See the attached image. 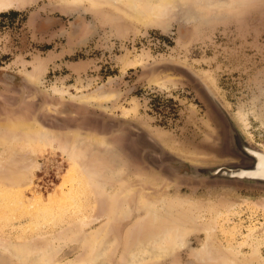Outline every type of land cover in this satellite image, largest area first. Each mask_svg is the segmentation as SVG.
I'll return each mask as SVG.
<instances>
[{
  "label": "rangeland",
  "instance_id": "rangeland-1",
  "mask_svg": "<svg viewBox=\"0 0 264 264\" xmlns=\"http://www.w3.org/2000/svg\"><path fill=\"white\" fill-rule=\"evenodd\" d=\"M114 1L4 0L0 257L264 264V191L182 182L132 147L139 136L158 149L136 122L186 166L234 160L219 154L225 126L188 67L264 153V0ZM131 1L157 12L155 26L121 11Z\"/></svg>",
  "mask_w": 264,
  "mask_h": 264
},
{
  "label": "water",
  "instance_id": "water-1",
  "mask_svg": "<svg viewBox=\"0 0 264 264\" xmlns=\"http://www.w3.org/2000/svg\"><path fill=\"white\" fill-rule=\"evenodd\" d=\"M180 70L184 71L187 76L197 85V87L202 91L204 96L209 100L212 107L216 111L217 115L225 126L226 131L225 140L219 150V154L221 156L230 157L234 160L210 165L189 164V166H186L183 162L176 161L173 158L165 156L164 154L166 153V149L164 144L162 146L160 144V140L151 132H149L145 127L136 122H132L137 125L158 146V149L154 148L145 140V138L139 136L136 137L133 140L132 147L137 148V152L140 154L141 160L148 166L156 168L159 172L174 176L182 182H188L193 184H233L248 187L254 190L264 191V185L258 182L249 181L245 179H237L236 177L228 178L226 176H221L223 174L218 176H211L209 174L211 171L217 169H219L220 171H231L240 170L242 168H251L256 162L253 160V158L248 157L246 154L238 151L237 148H235L232 136V128L236 130L235 123L233 120L234 118L232 119V114L226 109V106L223 104V102L222 104L219 103V105H216L215 101L207 95V93L204 91V83L201 81L200 76L196 73L194 69L188 67H181ZM66 108L69 110H66ZM61 112H63L64 114H75L79 116V114L72 110V108H70V105L67 103H64L62 105ZM91 117L96 119L103 118V116L97 115H91ZM252 145L255 148L253 150H257L258 152L259 150H261L254 144ZM150 153L155 154L157 158L151 157ZM171 162L174 166H176L175 170L172 169L171 166H167L168 163ZM195 168L204 169L208 172L196 175L194 173Z\"/></svg>",
  "mask_w": 264,
  "mask_h": 264
},
{
  "label": "bare ground",
  "instance_id": "bare-ground-1",
  "mask_svg": "<svg viewBox=\"0 0 264 264\" xmlns=\"http://www.w3.org/2000/svg\"><path fill=\"white\" fill-rule=\"evenodd\" d=\"M115 3L117 2L116 0L114 1ZM125 2V1H124ZM123 2V3H124ZM11 3V2H10ZM10 3H6L4 2V0H0V11L2 9H4L5 7H8V5H10ZM119 3L121 4V1H119ZM99 4V3H98ZM101 5V4H100ZM122 5V4H121ZM121 11H123V13L130 18H135L136 20L143 22V23H147V25L149 26H155V25H151L152 23H154L155 21H158V17H157V12L153 13H148L146 10H144L143 8L137 6L133 1L129 2L128 4L126 3L125 6L121 7ZM157 24V23H156ZM145 25V24H144ZM75 36V35H74ZM8 77L10 79H14L15 76L11 73L7 74ZM32 83V82H31ZM212 90V89H211ZM216 98V97H214ZM216 100V99H215ZM44 103V102H43ZM220 103V102H219ZM2 124V123H0ZM23 127V125L21 126ZM19 126V130H21V128ZM26 127V126H24ZM23 127V130H25V128ZM236 130L232 128V136H233V142L235 144V148H237L238 151L243 152L244 154H246L248 157L253 158V160L256 162L254 164V166H252L251 168H242L240 170H231V171H220L219 169L217 170H213L211 171L209 174L211 176H226L228 178H232V177H236L237 179H245V180H249V181H254V182H259L261 184H264V153L261 151H257V150H253L255 149L254 147H252L245 139L244 137L241 135V133L239 132V129L237 128V126L235 125ZM7 128V127H6ZM5 128V129H6ZM9 129V127H8ZM11 130V129H9ZM27 130V128H26ZM35 130V129H34ZM33 130V131H34ZM38 130V129H37ZM42 131V129H39ZM6 131V130H5ZM29 131V130H28ZM7 132V131H6ZM9 132V131H8ZM11 132V131H10ZM30 132V131H29ZM28 132V133H29ZM36 132V131H35ZM34 132V133H35ZM44 132V131H42ZM32 133V131H31ZM36 133L40 134L39 131H37ZM33 135V134H32ZM36 135V134H34ZM33 135V136H34ZM30 138V137H29ZM1 143V142H0ZM211 169V168H210ZM204 172H208L205 171L204 169H195L194 173L195 174H201ZM27 181V180H26ZM171 232V231H170ZM211 234V233H210ZM172 236V235H171ZM180 236V235H179ZM211 236V235H210ZM159 238V237H158ZM177 238V237H176ZM176 238L170 239V236L168 237V239L171 240V244L172 243H183L181 241H177ZM211 238V237H210ZM157 239V238H156ZM209 239V238H208ZM181 240V239H180ZM169 240H167L168 242ZM160 242V241H158ZM165 242V241H164ZM207 242V241H206ZM211 242V241H209ZM206 244V243H205ZM210 244V243H209ZM161 245V244H160ZM169 245V244H168ZM182 246V245H181ZM254 254V253H253ZM253 256V255H252ZM237 258V257H236ZM251 259V258H250ZM250 259H248L250 261ZM256 259V258H255ZM254 260V259H253ZM250 263V262H249ZM0 264H6V258L5 257H0Z\"/></svg>",
  "mask_w": 264,
  "mask_h": 264
},
{
  "label": "flooded vegetation",
  "instance_id": "flooded-vegetation-1",
  "mask_svg": "<svg viewBox=\"0 0 264 264\" xmlns=\"http://www.w3.org/2000/svg\"><path fill=\"white\" fill-rule=\"evenodd\" d=\"M12 74V73H11ZM14 75V74H13ZM15 76V75H14ZM15 81L17 80V77L15 76ZM21 80H23L24 82H26L25 80H24V78H22Z\"/></svg>",
  "mask_w": 264,
  "mask_h": 264
}]
</instances>
